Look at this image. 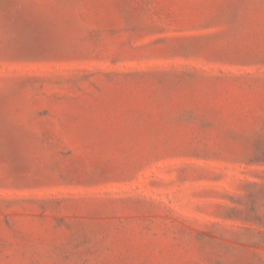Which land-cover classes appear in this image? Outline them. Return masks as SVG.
<instances>
[{
    "label": "rangeland",
    "instance_id": "obj_1",
    "mask_svg": "<svg viewBox=\"0 0 264 264\" xmlns=\"http://www.w3.org/2000/svg\"><path fill=\"white\" fill-rule=\"evenodd\" d=\"M0 264H264V0H0Z\"/></svg>",
    "mask_w": 264,
    "mask_h": 264
}]
</instances>
